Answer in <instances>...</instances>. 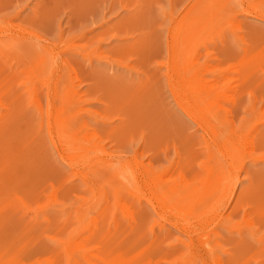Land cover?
Wrapping results in <instances>:
<instances>
[{"label": "rangeland", "instance_id": "1", "mask_svg": "<svg viewBox=\"0 0 264 264\" xmlns=\"http://www.w3.org/2000/svg\"><path fill=\"white\" fill-rule=\"evenodd\" d=\"M248 4L0 0V264H264Z\"/></svg>", "mask_w": 264, "mask_h": 264}, {"label": "bare ground", "instance_id": "2", "mask_svg": "<svg viewBox=\"0 0 264 264\" xmlns=\"http://www.w3.org/2000/svg\"><path fill=\"white\" fill-rule=\"evenodd\" d=\"M196 1V0H195ZM194 2V1H193ZM240 2V1H239ZM241 7V6H240ZM247 8L246 9H244V11H246L249 15H254V17H258V18H260V19H264V9H259V8H255V7H253L251 4H248L247 6H246ZM243 8V7H242ZM176 14V13H175ZM171 20V19H170ZM170 22V21H169ZM186 29V28H185ZM63 36V35H62ZM185 37V36H184ZM183 38V37H182ZM165 48V47H164ZM167 51V50H166ZM198 59V58H197ZM198 61V60H197ZM186 70V69H185ZM185 70H184V72H185ZM1 76V75H0ZM173 80H174V78H173ZM6 82V81H5ZM0 83H1V81H0ZM178 84H180V82L178 81ZM8 86H9V83H8ZM184 86V85H183ZM182 86V87H183ZM181 88V84H180V86H179V89ZM198 88V87H197ZM196 88V89H197ZM185 89V88H184ZM203 89V88H202ZM0 90L2 91H5V88H4V86H2V83L0 84ZM193 90V89H192ZM191 90V91H192ZM186 91V90H185ZM193 92V91H192ZM185 93H187V92H185ZM195 92H193V94H194ZM200 93V92H199ZM192 94V95H193ZM178 95V94H177ZM189 95V94H188ZM191 95V94H190ZM190 95H189V97H190ZM176 96V95H175ZM195 96V95H194ZM202 96V95H201ZM191 98V97H190ZM194 100H195V97H194ZM37 101V100H36ZM192 101V100H191ZM197 101V100H196ZM195 101V102H196ZM177 102H179L178 100H177ZM181 103V102H180ZM179 103V104H180ZM4 105V104H3ZM182 105V104H181ZM181 107V106H180ZM184 107V106H183ZM183 107H181L182 109H183ZM186 108V107H185ZM193 109L194 108H192L191 110H192V112H193ZM227 109V108H226ZM42 110V109H41ZM185 110V109H184ZM187 110V109H186ZM197 110H199V109H197ZM196 110V111H197ZM189 111V110H188ZM205 111V110H204ZM187 112V111H186ZM202 113V112H201ZM192 116V115H191ZM106 118V117H105ZM215 119H216V117H215ZM209 125V124H208ZM211 126V125H210ZM214 127V126H213ZM224 132V131H223ZM233 132V131H232ZM228 134H230V135H232L231 134V132L230 133H228ZM227 138H228V136H223V139H225V140H227ZM261 138L262 139H264V136H261ZM261 138H259V139H261ZM222 139V140H223ZM255 139V138H254ZM258 139V140H259ZM225 140H223V141H225ZM257 140V141H258ZM222 141V142H223ZM229 141V140H228ZM255 141V140H254ZM256 142V141H255ZM221 143V142H220ZM258 144H259V142H258ZM252 145V144H251ZM99 151V150H98ZM222 151V150H221ZM85 154V153H84ZM88 154V153H87ZM102 154V153H101ZM109 154V153H108ZM230 154V153H229ZM81 155V154H80ZM226 156V155H225ZM230 156H232V154H230ZM62 157V156H61ZM131 157V156H130ZM227 157V156H226ZM71 158V157H70ZM85 159V158H84ZM229 161V160H228ZM66 162V161H65ZM110 162V161H109ZM224 163V162H223ZM114 165V164H113ZM115 174V173H114ZM170 174V173H169ZM153 175V174H152ZM153 178V177H152ZM154 180H156V179H154ZM121 185V184H120ZM233 185V184H232ZM159 187L161 186V185H158ZM158 187V188H159ZM230 187V186H229ZM235 187V186H234ZM162 189H164V192H163V194H167V192H168V189L167 188H164V187H162ZM234 189V188H233ZM160 190V189H159ZM161 191V190H160ZM233 193V192H232ZM231 193V194H232ZM160 194H162V193H160ZM183 194V193H182ZM181 194V195H182ZM227 194V193H226ZM240 195V194H239ZM160 196V195H159ZM165 196V195H164ZM189 196V195H188ZM233 196V195H232ZM231 195H229V197H228V200H230V198H232L233 199V197H232ZM243 196V195H242ZM246 198V197H245ZM181 199V198H180ZM236 199V203H235V206L236 207H239V206H241L242 204H243V199L244 198H242V197H237V198H235ZM249 199V198H248ZM245 201H247V200H245ZM244 201V202H245ZM151 203V202H150ZM153 203V202H152ZM151 203V204H152ZM159 204V203H158ZM165 204V203H164ZM169 205V204H168ZM236 207H234V209H236ZM232 208H233V206H232ZM244 209V208H243ZM167 211V210H166ZM157 212V211H156ZM161 214H162V212H161ZM180 218H182V217H180ZM169 220V219H168ZM177 221V220H176ZM179 222V221H178ZM173 223H174V221H173ZM179 223H181V222H179ZM177 225V224H176ZM183 225V224H182ZM182 225H179V227L180 226H182ZM178 226V225H177ZM186 229V228H185ZM92 232V231H91ZM88 233H89V231H88ZM77 238H79V237H77ZM77 241V240H76ZM67 242H69V241H67ZM75 242V241H74ZM83 242V241H82ZM82 242H81V244H82ZM75 244H78V243H75ZM1 246V245H0ZM71 246V245H70ZM2 247V246H1ZM4 247V246H3ZM67 247H69V246H67ZM70 248V251L72 250L71 248H72V246L71 247H69ZM67 249V248H66ZM65 249V251L67 252V250ZM76 249V248H75ZM78 249V248H77ZM5 250V249H4ZM78 251V250H77ZM81 251V250H80ZM79 251V253H81ZM96 251V250H95ZM156 251V250H155ZM6 252V251H5ZM65 252V253H66ZM76 253V252H75ZM90 253V252H89ZM6 255V254H5ZM71 255V254H70ZM90 255V254H89ZM135 255V254H134ZM140 255V254H139ZM61 256V255H60ZM59 256V257H60ZM65 256V255H64ZM72 256H74V253H72ZM80 256V255H79ZM212 256V255H211ZM84 257H86V256H84ZM90 257H91V255H90ZM133 257V256H132ZM142 257V256H141ZM92 258V257H91ZM93 258H94V256H93ZM100 258V257H99ZM146 258V257H145ZM211 258V257H210ZM61 259V258H60ZM70 259V258H69ZM136 259V258H135ZM142 259V258H141ZM6 260V259H5ZM102 260V262L103 263H105V264H128V263H124V262H121V263H116V262H109L108 260H105L104 258H102L101 259ZM133 261H134V259H132ZM138 260V259H137ZM136 260V261H137ZM157 260V259H156ZM220 260V259H219ZM65 261V260H64ZM158 261H159V259H158ZM92 262H93V260H92ZM97 262V261H96ZM148 262V261H147ZM157 262V261H156ZM216 262V261H215ZM94 263V262H93ZM153 263V262H152ZM130 264V263H129Z\"/></svg>", "mask_w": 264, "mask_h": 264}]
</instances>
